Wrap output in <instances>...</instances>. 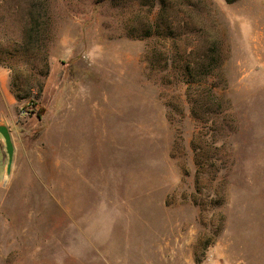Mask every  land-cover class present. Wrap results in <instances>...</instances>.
I'll list each match as a JSON object with an SVG mask.
<instances>
[{
    "label": "rangeland",
    "instance_id": "1",
    "mask_svg": "<svg viewBox=\"0 0 264 264\" xmlns=\"http://www.w3.org/2000/svg\"><path fill=\"white\" fill-rule=\"evenodd\" d=\"M0 264H264V0H0Z\"/></svg>",
    "mask_w": 264,
    "mask_h": 264
},
{
    "label": "water",
    "instance_id": "2",
    "mask_svg": "<svg viewBox=\"0 0 264 264\" xmlns=\"http://www.w3.org/2000/svg\"><path fill=\"white\" fill-rule=\"evenodd\" d=\"M0 134L3 136V138L5 140L6 150H7V153H8V156H9V160H10V163H11L12 160H13L14 148H13V143H12V140H11V136H10L9 130L6 127H1L0 128Z\"/></svg>",
    "mask_w": 264,
    "mask_h": 264
}]
</instances>
